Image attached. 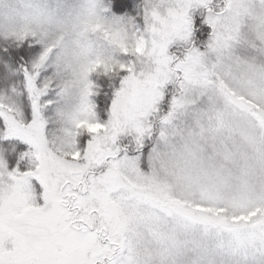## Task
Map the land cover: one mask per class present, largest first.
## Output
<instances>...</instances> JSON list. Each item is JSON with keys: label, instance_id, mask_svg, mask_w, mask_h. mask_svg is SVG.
Listing matches in <instances>:
<instances>
[{"label": "clouds", "instance_id": "obj_1", "mask_svg": "<svg viewBox=\"0 0 264 264\" xmlns=\"http://www.w3.org/2000/svg\"><path fill=\"white\" fill-rule=\"evenodd\" d=\"M111 4L0 0V264H264V0Z\"/></svg>", "mask_w": 264, "mask_h": 264}, {"label": "trees", "instance_id": "obj_2", "mask_svg": "<svg viewBox=\"0 0 264 264\" xmlns=\"http://www.w3.org/2000/svg\"><path fill=\"white\" fill-rule=\"evenodd\" d=\"M139 4V0H112L111 8L112 11L117 14H130L135 15L137 11V5ZM196 25V37L198 42L203 41L208 32L210 31L209 26L200 22V18L195 19ZM41 46L39 44H31L28 42L20 46H13L8 48L7 51L0 48V57L3 60L9 61L13 68L19 67L20 64L23 63H31L40 53ZM9 69L5 67V65L0 62V82L4 80V78L8 75ZM22 78V77H21ZM118 83V81H117ZM99 84L102 86L100 94L96 97L97 103L99 105L98 111L102 117L107 116L106 109L110 104V96L112 94L113 88L110 86V81L107 77H103L99 79ZM105 92L108 95H105ZM23 106L25 112L29 113L28 102L26 100V95L22 97ZM150 145V144H148Z\"/></svg>", "mask_w": 264, "mask_h": 264}, {"label": "rangeland", "instance_id": "obj_3", "mask_svg": "<svg viewBox=\"0 0 264 264\" xmlns=\"http://www.w3.org/2000/svg\"><path fill=\"white\" fill-rule=\"evenodd\" d=\"M111 11H112V8H111ZM113 12V11H112ZM113 13H115V12H113ZM115 14H117V13H115ZM117 15H123V14H117ZM196 18H200V22L201 23H203V18L202 17H200L199 15H197L196 16ZM195 18V19H196ZM204 24V23H203ZM206 39V38H205ZM204 39V40H205ZM41 52V51H40ZM40 54V53H39ZM39 56V55H38ZM37 56V57H38ZM36 57V58H37ZM35 58V59H36ZM34 59V60H35ZM33 60V61H34ZM100 78H103V76H101V77H99L98 78V83H99V79ZM25 95H26V100H27V102H28V107H29V113L27 114L28 116H29V118L31 117V107H30V100L28 99V97H27V93L25 92ZM105 119L107 118V116L106 117H104ZM2 120H0V126H2ZM86 140H87V136H85V137H83L82 138V140H81V145L83 146L84 144H85V142H86ZM27 144L25 143V142H23V141H21V140H19V139H9V140H4V139H0V150H2L3 151V153H4V155H5V157L8 159V161H9V164H10V167H14L15 165H16V163H17V161L19 160V155L24 151V150H26L27 149ZM150 147H151V145H146L145 147H144V149H143V152H144V154H145V158H146V156H147V153H148V151H149V149H150ZM15 148V151H13V149ZM25 165H24V163L22 162L21 163V167L23 168ZM146 166V165H145ZM33 183L36 185V187H37V189L39 190V191H42L43 189H42V186L39 184V181H37V180H33Z\"/></svg>", "mask_w": 264, "mask_h": 264}]
</instances>
